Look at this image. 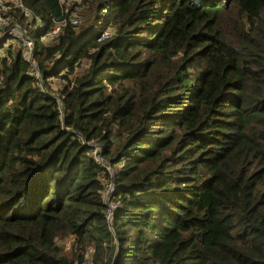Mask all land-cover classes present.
Returning <instances> with one entry per match:
<instances>
[{
  "label": "trees",
  "instance_id": "trees-1",
  "mask_svg": "<svg viewBox=\"0 0 264 264\" xmlns=\"http://www.w3.org/2000/svg\"><path fill=\"white\" fill-rule=\"evenodd\" d=\"M19 1L42 80L0 56V264H264V0Z\"/></svg>",
  "mask_w": 264,
  "mask_h": 264
},
{
  "label": "built area",
  "instance_id": "built-area-1",
  "mask_svg": "<svg viewBox=\"0 0 264 264\" xmlns=\"http://www.w3.org/2000/svg\"><path fill=\"white\" fill-rule=\"evenodd\" d=\"M75 1H81V0H75ZM17 9H21V12L25 17L29 19H34L35 23L38 24L40 27L44 26L43 19L39 15L34 13V11H32L30 8L25 7L23 3L20 2L19 0H0V56L4 55L2 53L3 45L9 40H13V41L16 40L18 43H20L23 46V53L28 58L34 76L37 79L42 80V74L40 68L34 59V53L37 48V40L32 38L26 27L19 21L15 20V16L11 14V11L15 12V10ZM70 21L76 25L81 22V19L78 18L76 15H74L71 18L66 17L60 21H56L55 25L51 29H49L47 32L41 35V40L47 42L54 41L57 35L62 30V28L67 26ZM109 35H110V31L106 30L104 31L100 39H103ZM92 146L94 147L93 151H94V155L96 156V160L99 163L107 164V162L104 161V158L100 155V151H101V147L99 149L100 145L98 143H94L92 144ZM111 176H113L112 168H111ZM113 192H114V185L113 183L109 182L105 190V197L108 205V215L110 219L113 217V214L117 207V202L112 199ZM91 251L92 250L90 249L89 253ZM88 264H90L89 261Z\"/></svg>",
  "mask_w": 264,
  "mask_h": 264
},
{
  "label": "rangeland",
  "instance_id": "rangeland-1",
  "mask_svg": "<svg viewBox=\"0 0 264 264\" xmlns=\"http://www.w3.org/2000/svg\"><path fill=\"white\" fill-rule=\"evenodd\" d=\"M37 30H38V25L35 23V22H33V21H30V27H29V34H30V36L32 37V38H34V39H36L37 40ZM19 43L17 42H15V41H13V40H9V41H7L4 45H3V51H2V53L4 54V55H6V54H8V49L10 48V46L12 45V47L14 48V50H16L15 49V47H19V45H18ZM6 53V54H5ZM55 84H56V87H59L60 85H59V83H58V80H56L55 81ZM58 85V86H57ZM68 247H69V245H68ZM67 247V248H68Z\"/></svg>",
  "mask_w": 264,
  "mask_h": 264
}]
</instances>
